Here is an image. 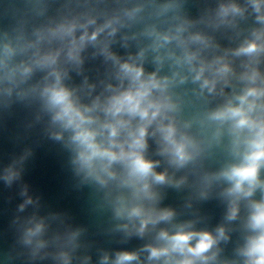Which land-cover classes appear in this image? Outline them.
<instances>
[{"label": "clouds", "instance_id": "1", "mask_svg": "<svg viewBox=\"0 0 264 264\" xmlns=\"http://www.w3.org/2000/svg\"><path fill=\"white\" fill-rule=\"evenodd\" d=\"M9 122L0 264H264V0H0ZM44 141L88 226L29 194Z\"/></svg>", "mask_w": 264, "mask_h": 264}]
</instances>
